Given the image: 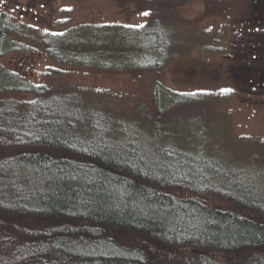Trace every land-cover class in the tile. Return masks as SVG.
<instances>
[{
    "label": "trees",
    "instance_id": "obj_1",
    "mask_svg": "<svg viewBox=\"0 0 264 264\" xmlns=\"http://www.w3.org/2000/svg\"><path fill=\"white\" fill-rule=\"evenodd\" d=\"M150 2L144 24L64 32L0 12V59L31 49L20 40L59 65L157 78L153 112L128 115L0 65V264H264V163L167 147L172 108L207 96L162 82L177 58L170 22L187 0Z\"/></svg>",
    "mask_w": 264,
    "mask_h": 264
},
{
    "label": "rangeland",
    "instance_id": "obj_2",
    "mask_svg": "<svg viewBox=\"0 0 264 264\" xmlns=\"http://www.w3.org/2000/svg\"><path fill=\"white\" fill-rule=\"evenodd\" d=\"M152 4L150 0H0V12L38 30L64 32L82 24L138 26L149 20ZM263 8L264 0H187L178 8L170 22L177 58L165 68L162 82L172 91L207 97L189 110L172 108L165 127L168 140L175 143L167 147L203 153L241 169L264 163V43L259 41L264 32L258 26ZM246 37L252 40L248 48L243 45ZM17 42L31 49L8 54L0 65L22 80L62 91L87 89L82 91L89 99L106 97L113 109L128 115L139 105L153 112L157 79L153 74L63 66L42 47ZM3 97L34 100L20 93Z\"/></svg>",
    "mask_w": 264,
    "mask_h": 264
},
{
    "label": "flooded vegetation",
    "instance_id": "obj_3",
    "mask_svg": "<svg viewBox=\"0 0 264 264\" xmlns=\"http://www.w3.org/2000/svg\"><path fill=\"white\" fill-rule=\"evenodd\" d=\"M258 19L260 20V25H258V26H260V28H261V30L263 29V32H264V8L262 9V11H261V13H260V15H259V17H258ZM253 34V33H252ZM259 41H262L263 43H264V33L263 34H261V35H259ZM263 39V40H262ZM251 41L252 40H250V38L248 37H246V40H245V43H244V46L245 47H247V45L249 46V44H251ZM248 48V47H247Z\"/></svg>",
    "mask_w": 264,
    "mask_h": 264
},
{
    "label": "snow or ice",
    "instance_id": "obj_4",
    "mask_svg": "<svg viewBox=\"0 0 264 264\" xmlns=\"http://www.w3.org/2000/svg\"><path fill=\"white\" fill-rule=\"evenodd\" d=\"M144 15H148V13H144ZM223 91H224V92H230L231 89H224Z\"/></svg>",
    "mask_w": 264,
    "mask_h": 264
}]
</instances>
